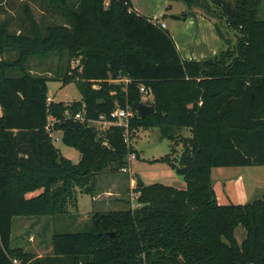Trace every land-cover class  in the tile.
Returning a JSON list of instances; mask_svg holds the SVG:
<instances>
[{
  "label": "trees",
  "instance_id": "obj_1",
  "mask_svg": "<svg viewBox=\"0 0 264 264\" xmlns=\"http://www.w3.org/2000/svg\"><path fill=\"white\" fill-rule=\"evenodd\" d=\"M45 1L64 25L43 31L26 7L30 34L0 26V264H264V195L220 205L212 177L217 168L264 166V0H209L239 38L234 49L201 61L185 60L170 33L131 0ZM13 51L15 59H4ZM51 54L67 57L59 79L34 75L30 60ZM54 81L75 83L82 99L49 101ZM142 87L153 101H144ZM136 103L155 113L140 118ZM116 109L132 113L129 139L159 128L174 144L153 162L169 165L186 189L137 176L139 208L93 212L85 231L54 235L52 252L41 257L13 248L16 217L69 215L78 189L94 196L100 174L129 166L136 149L126 129L101 134L88 123ZM80 112L84 121L75 120ZM52 132L80 152L78 164L62 155ZM238 228L246 232L241 243Z\"/></svg>",
  "mask_w": 264,
  "mask_h": 264
},
{
  "label": "rangeland",
  "instance_id": "obj_2",
  "mask_svg": "<svg viewBox=\"0 0 264 264\" xmlns=\"http://www.w3.org/2000/svg\"><path fill=\"white\" fill-rule=\"evenodd\" d=\"M73 4L77 0H70ZM133 9L148 18H158L159 22L167 25V31L181 49L183 58L186 52H191L193 60L201 61L218 55L221 51L234 49L239 36L229 30L224 20L215 16L213 6L209 0H202L203 7L190 8L182 0H131ZM29 7L40 28L45 31L49 26L64 25L65 20L56 11L49 8L45 0H0V26L7 25L9 30L16 34H30L31 24L26 15ZM183 17V18H178ZM261 17L264 19V4L261 7ZM211 25H210V23ZM213 25V26H212ZM218 31L223 34L221 39ZM215 51V54L209 53ZM205 55H204V54ZM181 54V53H180ZM204 55V56H202ZM17 52L13 51L4 56V59L13 60ZM67 57L60 58L58 54H51L45 59L33 58L29 62V69L34 75L58 78L57 72L66 70ZM74 62L72 67H76ZM49 97L51 101L63 102L71 105L82 99V95L75 83L66 85L61 81L49 82ZM149 101V100H148ZM51 119V125H53ZM99 133L102 128L96 126ZM189 136L188 130L179 132ZM55 146L62 155L74 164L81 160V154L75 148L68 147L62 142L61 132H52ZM130 143L136 149V158L129 164L130 172H115L113 170L100 174L94 194L87 195L78 189V209L70 205L69 215L55 217H16L13 221L12 247L23 248L37 256H44L52 252V237L56 234L79 233L87 229L90 215L93 212L122 211L139 208L138 194L130 187L131 178L138 175L145 176L149 184L161 183L175 188L183 179L179 177L169 165L153 162L169 155L174 144L163 138L159 128L148 130L140 129ZM176 156L182 155V145L177 146ZM228 179L226 189H220L219 195H230L233 203L247 204L264 195V166L227 167L213 170V181L219 182L220 177ZM232 180V181H230ZM99 181V184H98ZM136 181V179H135ZM179 189V188H178ZM113 191L119 193L117 197H97L98 192ZM39 192L29 194V197Z\"/></svg>",
  "mask_w": 264,
  "mask_h": 264
},
{
  "label": "built area",
  "instance_id": "obj_3",
  "mask_svg": "<svg viewBox=\"0 0 264 264\" xmlns=\"http://www.w3.org/2000/svg\"><path fill=\"white\" fill-rule=\"evenodd\" d=\"M151 21L155 24H158L161 26V28L166 29L167 26L164 22H159V19L154 17L151 18ZM141 92L144 95V101H148L149 98L151 97V95L149 94V92L145 89V88H141ZM49 101H51V99H49ZM132 116V113L129 109H116L114 110L110 116H104L102 115L99 120L97 121H93V120H89L88 123L91 126H99L100 128H102V131H106L108 130L110 127H123L126 129V142L128 144H130V140H129V119ZM75 120H80V121H84V113L80 112L78 114L75 115ZM97 128V127H96ZM136 155L133 154L129 157V162L131 163L132 159H135ZM123 173H129L130 172V167H126L124 169H122ZM139 196V194L137 195ZM15 264H17V261H14Z\"/></svg>",
  "mask_w": 264,
  "mask_h": 264
},
{
  "label": "crops",
  "instance_id": "obj_4",
  "mask_svg": "<svg viewBox=\"0 0 264 264\" xmlns=\"http://www.w3.org/2000/svg\"><path fill=\"white\" fill-rule=\"evenodd\" d=\"M210 25H211V23H210ZM177 47H178V50L181 53V55H183V53L181 52L182 50L179 49L178 44H177ZM209 53L215 54V51H213V52L209 51ZM204 55H202V56H204ZM192 56H191V52L188 51V52L185 53L184 59L185 60H193V58H195V57H192ZM149 101L150 102L153 101V97L152 96L149 98ZM1 115H2V111H1V108H0V116ZM137 176H139L144 181L145 184L149 185V183L146 182L145 176H143V174L142 175H138L137 174ZM136 177L135 178L133 177L130 180V187L129 188H131V190H133V188L135 186V182H136L135 179H136ZM99 179H100V176L97 177V180H99ZM230 181H232V180H230ZM228 182H229L228 179L226 177H224V176H222V177L219 178V182L218 183L214 181L215 192L217 194V199H218L219 204L220 205L244 204V203H233L230 195H226V196L224 195L222 197H221V195H219V192H218V189L217 188L219 187L220 189L221 188L222 189H226L227 186H228ZM98 184H99V181H98ZM177 188H179V189H186V183L184 182V180H183V183L180 182V184H178V187ZM118 195L120 197V194L118 192L117 193H114L113 191H106V190H104L102 192H98L97 197H95L94 199L97 200L98 198H102L103 196H108V197L115 196V197H117ZM245 237H246L245 230H243L242 228H238L237 231H236V238H237L238 242L241 243L245 239ZM39 257H41V256H39Z\"/></svg>",
  "mask_w": 264,
  "mask_h": 264
},
{
  "label": "water",
  "instance_id": "obj_5",
  "mask_svg": "<svg viewBox=\"0 0 264 264\" xmlns=\"http://www.w3.org/2000/svg\"><path fill=\"white\" fill-rule=\"evenodd\" d=\"M135 108L140 118L142 119L148 118L155 113V107L151 105H147L145 103H136Z\"/></svg>",
  "mask_w": 264,
  "mask_h": 264
}]
</instances>
